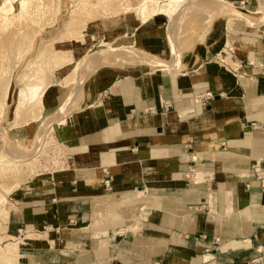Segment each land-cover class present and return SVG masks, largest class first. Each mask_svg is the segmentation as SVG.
<instances>
[{"label": "crops", "instance_id": "0c3cea01", "mask_svg": "<svg viewBox=\"0 0 264 264\" xmlns=\"http://www.w3.org/2000/svg\"><path fill=\"white\" fill-rule=\"evenodd\" d=\"M245 16L218 21L176 70L104 65L86 79L56 122L62 166L11 198L18 264H264V187L248 175L264 159V20ZM147 22L61 50L81 60L100 38L161 53ZM64 85L45 90V109L67 100Z\"/></svg>", "mask_w": 264, "mask_h": 264}, {"label": "rangeland", "instance_id": "374dc122", "mask_svg": "<svg viewBox=\"0 0 264 264\" xmlns=\"http://www.w3.org/2000/svg\"><path fill=\"white\" fill-rule=\"evenodd\" d=\"M4 1L0 0V4ZM43 1L46 5L39 13L42 18L41 22L43 24L45 23V27L37 33L38 35L34 36L35 40L15 67L12 74L11 86L8 90L7 104L5 105L4 112L0 113V128L4 129L0 133V193H5L6 188L13 183L16 175L24 179L18 187H15L8 193L9 203L6 204V207L9 210L13 202L11 198L17 189L33 181L36 177L62 166V161L65 159L66 154L63 145L57 139L56 129L58 126L56 125V119L60 117L59 113H62L65 109L69 113L78 105L81 91L79 89L80 86L100 66H132L153 70L159 68V66L149 63L150 58L181 62L184 53L197 50L201 47V43L211 33L218 21L228 26L235 15L245 16L238 11L239 8L237 6L239 2L233 3L228 0L231 3L229 4L223 0H184L178 3L170 13L162 11L154 14L155 17L151 18L145 24L146 27L149 26L151 32L155 31L157 34L165 36L166 42L161 53L135 46L130 51L110 48V54L104 56L102 53L108 49L107 43H111L115 47H121L127 44L121 39L107 42L100 40V38L99 40L96 39L98 41L94 44L90 54L85 55L81 60L74 61L68 51L62 50L65 52V57L69 62L72 64L78 62V77L84 80V82L78 86L73 82L67 84V90L70 91V95L58 109L49 110L43 107L40 114H38L39 108L37 109V114L36 111L32 113L30 110H24L18 116V110L15 109L17 102L35 101L36 97L40 95L33 94V91L30 90V85L27 88H22L21 85L24 82H20L18 78L23 72L28 70L29 64L36 59L40 48L45 43L54 39L55 47L53 49L61 50L63 47L62 44H64L62 43L63 41L73 40L75 38L79 39L85 35L95 40L96 36L100 37L104 35L107 30L124 29L127 24L137 25L141 22L138 16L139 11L132 9L125 10L122 6L123 4L119 3L118 0ZM107 1L108 3H106ZM86 2L88 4L82 6V11L80 6ZM135 2L137 0H128V3L134 4ZM93 3L94 5H92ZM16 4L18 7L20 6L19 0H16ZM255 4L257 7L247 12L245 16L250 23H254V20L257 19L264 20V0H255ZM244 10L248 11L246 9ZM89 12L94 16V20L87 19L89 21H87L86 26V22L78 24L86 18L87 14H90ZM173 46L175 47L174 55ZM224 54L221 57L231 62L229 53L226 51ZM144 57L147 60H143ZM7 64V62L3 63V65ZM70 69L71 65L63 68L62 71L66 73ZM89 72L90 74L87 76ZM36 145H39L37 146L38 148ZM32 152L36 154L30 160L31 162L28 165H20L18 172L7 169L3 170L4 160L9 156L14 153L15 155H23ZM7 221L8 219L0 217V224L4 227L0 228V253L2 252L1 248H3V243H9V241H13V243L18 242V240L11 239L7 236ZM10 264L18 263L13 262Z\"/></svg>", "mask_w": 264, "mask_h": 264}, {"label": "bare ground", "instance_id": "6f19581e", "mask_svg": "<svg viewBox=\"0 0 264 264\" xmlns=\"http://www.w3.org/2000/svg\"><path fill=\"white\" fill-rule=\"evenodd\" d=\"M182 1L184 0H137V2L132 4V3H128V0H118L119 3L123 4L122 6L124 7L125 10L132 9L135 11H139L138 16L142 23L147 22L152 16H154V14L160 13L162 11L170 13L172 10L175 9L176 5ZM223 1L231 4L230 2H228V0H223ZM19 3H20L19 7L16 4V0H5L0 4V113L4 112L5 105L7 104V98L9 95L8 90L9 87L11 86L12 74L15 67L17 66L21 58L24 56V54L28 51V48L31 46L33 41L35 40L34 36L38 35L37 33L42 31L45 27V23L43 24L41 22L42 18L39 13L41 12L42 8H44L46 5V3L43 0H19ZM106 3H108V1ZM87 4H88L87 2L83 3L80 6L81 10H82V6H86ZM92 5H94V3ZM87 19L94 20V16L91 13L87 14L86 18L78 24H83L86 22L85 23L86 26L87 21H89ZM247 21L249 22V20ZM54 44H55L54 39H52V41L45 43L40 48L36 56V59L34 58L35 60H33L30 64L28 63L29 64L28 70L23 72L19 76L18 80L20 82H24L21 85L22 88H27L30 85V90L33 91V94H40V95L36 97L35 101H31V102L19 101L20 103L17 102L15 105V109L18 110L17 111L18 116H20V114L24 110H30L32 111V113L36 111L37 114L38 108H39L38 114L41 113V109L44 107L43 106L44 92L49 87L48 86L49 84L53 83V84L64 85L73 82L75 83L76 86H78L84 82V80L78 77V72H77L78 62H75L74 64L69 62V60L65 57V52L59 49L57 50L53 49L55 47ZM107 44H108V49H106L104 53H102V55L104 56L110 54L111 52L109 51L110 48L112 49L118 48L122 51L125 50L130 51L134 47L128 45L115 47L112 46L111 43H107ZM178 52L180 53V51ZM143 60H147V59L144 57ZM149 61H150L149 63H151L152 65L155 66L157 65L159 67L164 65L171 69L176 68L179 63L178 61L176 62L167 61L159 58H150ZM4 62H7L8 64L3 65ZM70 65H71L70 71H68L67 73H63L62 69ZM89 74L90 72L87 74V76ZM66 113H67V109H65L62 113H59L60 117L56 119V122L65 123L68 114ZM2 129L0 128V133ZM37 146L39 145H36V147ZM35 154L32 152L23 155H15L14 153L13 155L9 156L7 159L4 160L5 163L3 164L4 166L3 170L7 169L18 172L19 170L18 167L24 164L28 165V163L31 162L30 160L33 158ZM13 180H14L13 183L6 188L5 193H0L1 218L8 219L9 217L10 210L6 207V204L9 203L8 193H10L15 187H18L24 179L21 178L19 175L18 176L16 175V177ZM1 227L2 225L0 224V228ZM7 236L11 237L14 240H17V238L14 236L8 234ZM17 243H13V241H9V243L8 242L3 243L2 245L3 248H1L2 252L0 253V264H10L13 262L18 263Z\"/></svg>", "mask_w": 264, "mask_h": 264}, {"label": "built area", "instance_id": "2783aa9c", "mask_svg": "<svg viewBox=\"0 0 264 264\" xmlns=\"http://www.w3.org/2000/svg\"><path fill=\"white\" fill-rule=\"evenodd\" d=\"M244 7H245V4H244ZM247 10H250V7ZM213 96H214L213 93L209 91L205 93L204 95L198 96L197 100L201 101L203 98L211 99ZM166 106L171 107L172 103L170 101H167ZM252 126L253 128L258 127L255 122L252 123ZM248 175L255 177L257 180L260 181L261 185L264 187V159H256L254 163L252 164L251 172ZM247 186L250 187V183L247 184Z\"/></svg>", "mask_w": 264, "mask_h": 264}]
</instances>
